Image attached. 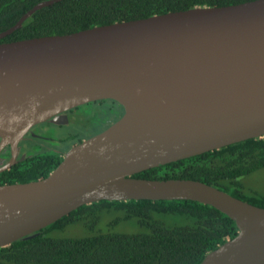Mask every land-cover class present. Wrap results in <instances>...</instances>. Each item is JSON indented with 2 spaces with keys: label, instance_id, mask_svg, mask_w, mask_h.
<instances>
[{
  "label": "water",
  "instance_id": "1",
  "mask_svg": "<svg viewBox=\"0 0 264 264\" xmlns=\"http://www.w3.org/2000/svg\"><path fill=\"white\" fill-rule=\"evenodd\" d=\"M60 1L36 4L0 40ZM99 100L121 118L47 177L0 185V248L100 201H193L238 230L200 264H264V208L199 181L133 177L264 137V0L0 43V149L15 153L34 125Z\"/></svg>",
  "mask_w": 264,
  "mask_h": 264
},
{
  "label": "trees",
  "instance_id": "2",
  "mask_svg": "<svg viewBox=\"0 0 264 264\" xmlns=\"http://www.w3.org/2000/svg\"><path fill=\"white\" fill-rule=\"evenodd\" d=\"M43 1L46 0H0V33ZM250 1L254 0H62L32 13L0 43L66 35L195 7ZM61 161L35 159L19 170L1 173L0 185L43 179ZM263 169L264 137L133 177L199 181L264 208V194L245 187L246 179ZM237 231L229 217L193 201H100L79 207L32 238L0 248V264H200L207 253L234 238Z\"/></svg>",
  "mask_w": 264,
  "mask_h": 264
},
{
  "label": "flooded vegetation",
  "instance_id": "3",
  "mask_svg": "<svg viewBox=\"0 0 264 264\" xmlns=\"http://www.w3.org/2000/svg\"><path fill=\"white\" fill-rule=\"evenodd\" d=\"M84 106L94 107L98 111H106L107 114H115V120L114 122L108 124L102 130L96 131L94 134H91L86 138H82L78 142V139L75 140V143L71 142V140L69 141L67 137L64 136H61L60 138H58L57 140L55 139L54 141L53 139L45 135L46 130L49 129L51 125H54L53 123H57L59 126V123L63 122V119L65 118L63 117V115L72 113L74 110H77L78 108ZM80 107H76L69 111L60 113L42 123L34 125L32 128L29 129V131L25 134L22 140L18 143L17 150L15 151V153H13V150L10 145L1 146L2 148L0 149V168L14 161V164H12L11 167L5 171H10L13 168L15 170H19V168L25 166L26 163H32L35 159H39L42 157H48L53 160L58 158L62 160L64 154L71 147L81 143L83 140H86L96 134L101 133L113 123H115L118 119H120L124 112L120 105L111 100H99L95 102H90ZM82 122L84 123V125L86 124L84 120ZM3 172H0V174ZM5 184L9 183L3 182L1 185Z\"/></svg>",
  "mask_w": 264,
  "mask_h": 264
},
{
  "label": "rangeland",
  "instance_id": "4",
  "mask_svg": "<svg viewBox=\"0 0 264 264\" xmlns=\"http://www.w3.org/2000/svg\"><path fill=\"white\" fill-rule=\"evenodd\" d=\"M63 117L65 118L62 123H59V126L57 123H53L54 125H51L46 130L45 135L54 141L61 136L67 137L71 142L86 138L114 122L116 115L107 114L106 111H98L94 107L84 106L74 110L72 113L63 115ZM83 120L86 122L85 125L82 122ZM245 187L248 190L257 189L256 191L264 194V169L247 178Z\"/></svg>",
  "mask_w": 264,
  "mask_h": 264
}]
</instances>
